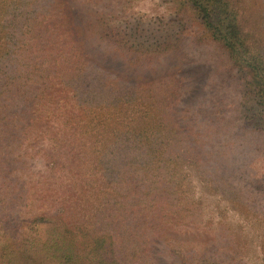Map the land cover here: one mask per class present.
Wrapping results in <instances>:
<instances>
[{"label": "rangeland", "instance_id": "rangeland-1", "mask_svg": "<svg viewBox=\"0 0 264 264\" xmlns=\"http://www.w3.org/2000/svg\"><path fill=\"white\" fill-rule=\"evenodd\" d=\"M34 1L0 0V179L6 180L0 188V264L12 263L10 254L18 242L30 238L41 245L49 239L52 224L32 219L60 204L75 190L80 176L91 179L90 169L83 170L82 159H77L81 150L86 151L83 147L133 146L139 132L163 133L160 123H172L163 113L168 103L172 126L192 134L196 158L204 163L197 169L185 164L175 175L188 201L179 207L177 233L171 236L190 247L193 256L213 255L219 264H260L264 141L237 130L233 114L239 102L238 81L225 51L208 38L187 4L43 0L36 10L38 19L62 16L57 35L66 43L61 49L76 65L82 58L92 74L89 82H73L78 98H72L67 80L63 87L57 80L44 90L50 83L39 78L43 62L38 47L52 26L34 33L38 39L29 56L34 66L25 73L14 70L18 43L27 45L26 34L37 26L31 15ZM235 1L245 31L263 36L264 46V0ZM131 16L175 20L180 28L185 25V36L162 54L141 49L119 33L130 32L125 18ZM24 75L37 78L40 90L37 101L16 105L14 93ZM96 75L110 79L111 95L100 96Z\"/></svg>", "mask_w": 264, "mask_h": 264}, {"label": "trees", "instance_id": "trees-1", "mask_svg": "<svg viewBox=\"0 0 264 264\" xmlns=\"http://www.w3.org/2000/svg\"><path fill=\"white\" fill-rule=\"evenodd\" d=\"M41 2L44 3L35 0L32 4L31 15L37 26L26 34L27 45L18 43L14 51V70L25 73L29 66H34V58H29L32 45L38 39L34 33L52 26L38 47L42 50L43 62L39 78L50 83L44 90L51 88L57 80L63 87L64 79L67 80L72 98H78L73 82H89L92 74L82 58L76 65L61 49L66 43L57 35L63 26L62 16L44 15L38 19L36 10ZM183 2L208 38L228 57L240 88L239 102L233 114L237 130L264 141L263 36L245 31L243 13L235 0ZM131 17L125 18L130 32L123 29L119 33L123 38L130 37L141 49L162 54L185 36V25L180 28L175 20ZM19 78L22 82L19 91L14 93L16 105L21 101L31 103L32 98L37 101L36 94L40 90L37 78L31 75ZM95 80L100 96L112 94L108 77L96 75ZM163 106L166 121L175 123L170 118L172 113L168 115L167 106L171 104ZM28 119L25 112L24 120ZM164 123H160L163 133L157 134L154 130L137 133L138 143L133 146L105 143L104 149L83 147L86 151L81 150L77 159H82L83 170L90 169L91 179L87 181L80 176L75 190L70 191L60 204L35 215L32 222L52 224L47 230L49 239L41 245L30 238L21 244L18 242L10 254L11 264H219L213 255L193 256L190 247L171 236L177 233L179 207L188 201L184 184L175 175L185 164L197 169L204 163L196 158L199 153L192 146V134L172 123H169L170 127ZM156 128L158 132L160 126ZM156 135L164 143H158ZM5 184L2 177L0 188ZM260 264H264V258Z\"/></svg>", "mask_w": 264, "mask_h": 264}]
</instances>
